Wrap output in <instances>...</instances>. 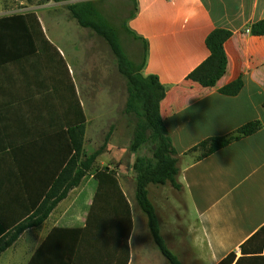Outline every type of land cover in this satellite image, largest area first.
Wrapping results in <instances>:
<instances>
[{"label": "crops", "instance_id": "0c3cea01", "mask_svg": "<svg viewBox=\"0 0 264 264\" xmlns=\"http://www.w3.org/2000/svg\"><path fill=\"white\" fill-rule=\"evenodd\" d=\"M135 3L138 9L128 27L148 46L142 74L158 77L166 88L160 113L178 159L179 189L170 184L147 189L161 236L183 264H221L230 254L236 255L233 264L248 259L255 248L248 242L264 227V36L251 34V26L264 18V0ZM30 13L15 14L36 28L30 51L24 36L7 35L0 25V219L5 223L28 215L56 177L69 144L68 129L80 121V107L85 152L91 121L75 80L73 55L54 42L66 45L70 40L52 38L35 13L41 33ZM11 16L1 15L0 22ZM217 29L232 33L225 43L228 65L215 87L204 88L187 78L209 57L206 39ZM238 79L244 82L239 94L221 93ZM103 117L98 112L95 119L102 122ZM251 122L261 123L255 134L209 156L193 151L209 139L236 135ZM132 134L125 136L132 139ZM127 149H118V155L133 167L144 156ZM108 154L99 156L97 164L117 172L131 227L121 234L97 225L87 228L98 187L91 172L41 226L23 232L0 264H169L136 203V172L123 169L127 174H119Z\"/></svg>", "mask_w": 264, "mask_h": 264}, {"label": "trees", "instance_id": "16d2710c", "mask_svg": "<svg viewBox=\"0 0 264 264\" xmlns=\"http://www.w3.org/2000/svg\"><path fill=\"white\" fill-rule=\"evenodd\" d=\"M74 0H54L56 3L71 2ZM133 11L129 20L133 18L138 9L135 0ZM70 16L77 24L83 28L94 32L97 36L107 42L111 51L115 55L118 63L119 73L125 78L127 85V102L125 114L133 122V134L129 145L131 152H139L146 144L152 146L151 157H140L133 165L136 172L135 198L140 210L147 217L148 228L153 242L168 261L169 264H183L178 257L172 253L163 237L161 236L160 224L156 210L149 200L148 187L172 185L179 189L177 176L179 174L177 152L173 147L167 128L161 117V102L166 97V88L160 83L156 76H144L142 70L146 64L147 43L138 37L126 25V32L135 40L142 42L143 52L140 63L132 62L125 53L119 36L113 26L98 10L93 1H82L67 5ZM29 19L38 24L42 33L41 25L34 12L27 15ZM5 33L15 34L17 37L24 36L25 48L29 51L35 48L36 28L32 26L25 17L12 15L3 18L0 22ZM253 36H264V18L251 26ZM232 33L224 29L214 30L206 39L209 50V57L190 75L187 80L201 85L204 88H213L226 72L228 59L225 52V43ZM23 41V40H22ZM32 48V49H31ZM244 82L238 79L221 90L227 96H236L242 90ZM80 109V121L72 123L68 129V145L62 152L64 156L61 165L56 171V177L44 189L38 199L24 218L12 223H5L0 219V257L9 249L19 237L29 228L41 226L57 207V205L67 198L68 194L79 187L82 181L94 173L98 181V187L90 209L87 228L95 225L115 230L122 233L128 226L131 227L130 206L127 202L117 178V172L105 167L96 168V162L108 147L112 131L106 136L104 144L92 154L85 152L84 141L86 133L85 116ZM261 129L260 122H251L241 129L236 135L228 137L213 138L202 142L193 151L203 150V156H209L225 147L231 142L243 137L251 136ZM78 231V230H77ZM127 238V237H126ZM127 240V239H126ZM254 243L252 257L239 258L235 264L246 261L247 264H263L264 255L260 256L264 247V227L257 232L248 242ZM244 251V247H241ZM236 259L235 254H230L221 264H233Z\"/></svg>", "mask_w": 264, "mask_h": 264}, {"label": "rangeland", "instance_id": "374dc122", "mask_svg": "<svg viewBox=\"0 0 264 264\" xmlns=\"http://www.w3.org/2000/svg\"><path fill=\"white\" fill-rule=\"evenodd\" d=\"M82 1L96 3L98 10L117 32L129 59L136 64L140 63L142 44L132 38L125 29L133 11L132 0H74L62 3H56L54 0H0L2 6L0 16L34 12L52 38L65 35L70 40L66 45L56 39L54 42L62 50L73 55L71 64L76 70L75 80L81 88L91 119L85 142L87 154L90 155L99 149L112 131L114 140L110 149L108 142L105 153H109V164L118 166V173L123 175L126 172L123 169H127V172L133 169L130 162H124V158L120 157L117 151L118 149L122 151L125 147L129 150L131 139L125 135L131 136L134 126L132 120L125 114L128 97L126 80L119 73L117 59L107 42L94 32L81 28L71 18L67 5ZM81 70L82 76L79 75ZM98 112H104L102 122L95 119ZM118 137L122 139L115 141ZM139 152L143 156L151 157L152 146L146 144ZM95 167L100 168V165L96 162Z\"/></svg>", "mask_w": 264, "mask_h": 264}, {"label": "built area", "instance_id": "2783aa9c", "mask_svg": "<svg viewBox=\"0 0 264 264\" xmlns=\"http://www.w3.org/2000/svg\"><path fill=\"white\" fill-rule=\"evenodd\" d=\"M262 254L264 255V247H263V252H262Z\"/></svg>", "mask_w": 264, "mask_h": 264}]
</instances>
